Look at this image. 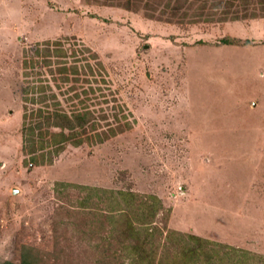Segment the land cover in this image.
Instances as JSON below:
<instances>
[{
    "label": "rangeland",
    "instance_id": "rangeland-1",
    "mask_svg": "<svg viewBox=\"0 0 264 264\" xmlns=\"http://www.w3.org/2000/svg\"><path fill=\"white\" fill-rule=\"evenodd\" d=\"M131 1L0 0V262L264 264L261 0Z\"/></svg>",
    "mask_w": 264,
    "mask_h": 264
},
{
    "label": "trees",
    "instance_id": "trees-1",
    "mask_svg": "<svg viewBox=\"0 0 264 264\" xmlns=\"http://www.w3.org/2000/svg\"><path fill=\"white\" fill-rule=\"evenodd\" d=\"M162 2L164 3L163 9H161V12L164 13L165 8H169L173 11V14H176L174 11H179L180 9L183 8L184 6V1L183 0H159L157 3L151 6V9H149V5H147L146 10L148 12L156 11L159 6H161ZM132 1L131 0H126V6L129 7L131 6ZM261 3L263 5V10H264V0H261ZM214 7H219L222 6L221 3H213ZM148 18H151L152 16L149 14H146ZM151 16V17H150ZM235 40L230 39V38H222L219 40L220 45H234ZM61 52L64 53L63 51H56V53ZM64 72L66 69H63ZM44 89V88H43ZM86 93V92H84ZM52 99H55V95H52ZM31 102L35 103L34 97L30 99ZM46 101V97L42 95L41 98L37 101L38 104H43V102ZM55 109L49 113V111H43L41 108L37 110V121L34 123H30L27 125V122L24 124V134H26L25 140H28L30 142L29 144V150L28 154L30 156V160L35 161L34 155L36 154V141L35 139H38L37 137H42V133H40V130L43 127H55L60 129L62 132L68 130L69 132H73L77 128H84L85 126L89 125L91 122L93 123L94 116L92 115L91 111L84 110L81 113H76L73 116H69L66 113H62L59 111L57 108L59 106L58 102H55L54 105ZM46 134V133H45ZM63 134H58L56 136H62ZM55 137V135L53 136ZM55 140V139H54ZM59 186H64L67 187V185L59 184ZM138 210L141 212L150 213L149 210V204L141 201V203L138 205ZM151 214V213H150ZM246 257V256H245ZM36 256L31 253L30 248L28 249H23L22 254H21V259L19 264H35L36 262ZM234 258V263L235 264H245L243 263L244 260L241 256L233 255ZM0 264H14L9 261H4L0 262Z\"/></svg>",
    "mask_w": 264,
    "mask_h": 264
},
{
    "label": "water",
    "instance_id": "water-1",
    "mask_svg": "<svg viewBox=\"0 0 264 264\" xmlns=\"http://www.w3.org/2000/svg\"><path fill=\"white\" fill-rule=\"evenodd\" d=\"M17 193V191H14V194H16Z\"/></svg>",
    "mask_w": 264,
    "mask_h": 264
}]
</instances>
